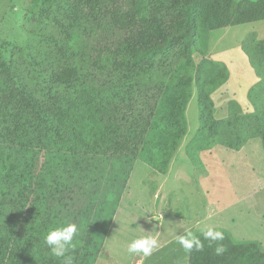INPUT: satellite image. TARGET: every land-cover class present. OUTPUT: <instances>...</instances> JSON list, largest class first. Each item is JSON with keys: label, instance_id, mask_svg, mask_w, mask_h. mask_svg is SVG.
Returning <instances> with one entry per match:
<instances>
[{"label": "rangeland", "instance_id": "rangeland-1", "mask_svg": "<svg viewBox=\"0 0 264 264\" xmlns=\"http://www.w3.org/2000/svg\"><path fill=\"white\" fill-rule=\"evenodd\" d=\"M28 14H37L30 0H0V39L24 41ZM254 39L264 42V21L199 32L178 47L195 65L205 58L217 66L220 83L206 87L217 130L199 134L200 94L189 61L185 130L166 158L155 143L157 115L130 162L110 152L85 157L80 151L77 160L57 151L9 153L1 144L0 232L8 228L26 244L32 264H65L69 256L73 264L84 254L92 264H182L187 252L176 236L207 227L264 251V71L251 67L242 51ZM254 58L264 68V51ZM178 76L185 77L175 71L170 85L184 89ZM256 126L263 127L259 134ZM69 223L77 233L65 257H56L45 236ZM145 235L157 237L159 248L147 258L129 254L128 244Z\"/></svg>", "mask_w": 264, "mask_h": 264}, {"label": "trees", "instance_id": "trees-1", "mask_svg": "<svg viewBox=\"0 0 264 264\" xmlns=\"http://www.w3.org/2000/svg\"><path fill=\"white\" fill-rule=\"evenodd\" d=\"M30 1L37 14L24 22L25 40L0 39V145L9 153L57 151L73 160L80 151L135 160L156 115V147L168 157L185 130L189 61L200 94L199 134L214 131L206 87L220 83L217 66L205 58L195 65L178 47L199 32L264 21V0ZM252 42L242 51L262 73L254 55L264 51V42ZM175 71L185 76L176 79L184 89L170 85ZM255 129L259 134L263 127ZM222 233L215 242L196 233L203 251L187 252L182 264H264L257 244ZM220 245L225 251L217 254ZM0 264H32L26 244L8 228L0 232ZM73 264H92V257L84 254Z\"/></svg>", "mask_w": 264, "mask_h": 264}, {"label": "clouds", "instance_id": "clouds-1", "mask_svg": "<svg viewBox=\"0 0 264 264\" xmlns=\"http://www.w3.org/2000/svg\"><path fill=\"white\" fill-rule=\"evenodd\" d=\"M151 218L160 219L159 216H151L150 219ZM201 231L203 239L209 242L222 241L224 239V234L212 227L204 228ZM76 233L77 225L69 223L66 226L49 231L45 236V243L50 247L53 255L56 257H65V253L68 248L71 247V242ZM175 239L186 252L190 253L193 250L203 251L204 244L190 229H185L183 234H178ZM159 246L157 237L145 235L131 241L127 246V252L129 254H140L147 258L151 256ZM215 251L217 254H221L225 251V248L223 245H220ZM65 264H72V258L70 256L65 257Z\"/></svg>", "mask_w": 264, "mask_h": 264}]
</instances>
